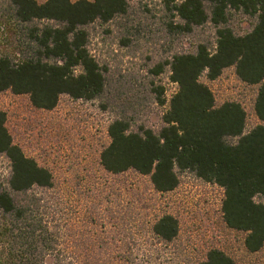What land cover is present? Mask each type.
<instances>
[{
  "label": "trees",
  "instance_id": "obj_1",
  "mask_svg": "<svg viewBox=\"0 0 264 264\" xmlns=\"http://www.w3.org/2000/svg\"><path fill=\"white\" fill-rule=\"evenodd\" d=\"M169 10L175 28L186 33L212 24L216 28L213 52L199 44L194 53H177L157 66L160 75L170 67L178 86L168 103L163 126L154 130L136 125L119 114L109 127L111 140L101 154L107 173L134 172L149 177L156 192H173L180 176L191 173L224 190L222 213L226 225L246 233L250 253L264 248V0H183ZM4 26L14 24L25 42L21 58L0 57V94L28 95L32 105L54 110L60 98L106 100L107 78L91 54L90 28L127 15L128 0H0ZM256 21L252 32L238 35L229 25L232 13ZM235 68L238 79L259 86L255 112L259 124L247 131V113L235 101L221 106L210 81ZM157 102L165 105L164 89L153 84ZM0 157L10 162L7 178H0V264H83L65 252V231L70 224L57 202L54 175L26 156L14 143L7 115L0 111ZM152 233L170 244L178 237V220L159 218ZM67 240V239H66ZM199 264H235L219 249L208 252Z\"/></svg>",
  "mask_w": 264,
  "mask_h": 264
},
{
  "label": "rangeland",
  "instance_id": "obj_2",
  "mask_svg": "<svg viewBox=\"0 0 264 264\" xmlns=\"http://www.w3.org/2000/svg\"><path fill=\"white\" fill-rule=\"evenodd\" d=\"M128 2L127 15L90 28L89 49L107 78L106 100L64 95L54 110L47 111L35 108L28 95L0 94V111L7 115L14 143L57 181V202L66 209L70 224L64 230L65 252L83 264H199L210 250L219 249L235 264H264V248L250 253L247 234L224 222L225 196L219 186L183 173L176 190L161 194L149 177L134 172L114 176L101 165V154L111 142L109 127L119 114L128 115L137 126L156 131L163 126L178 86L170 79L169 66L156 75L157 66L172 61L177 53H194L202 43L213 52L217 40L210 23L190 33L176 29L171 0ZM1 17L0 57L18 61L25 37L14 24L4 26ZM255 24L254 18L242 13L230 16L229 25L238 35L252 32ZM201 82L211 89L218 106L235 101L244 107L247 131L259 124L255 112L259 86L241 82L235 68L215 81L204 75ZM153 84L164 89L165 105L157 102ZM9 173V160L0 157V178ZM166 214L179 223L178 237L170 244L152 233L156 221Z\"/></svg>",
  "mask_w": 264,
  "mask_h": 264
}]
</instances>
